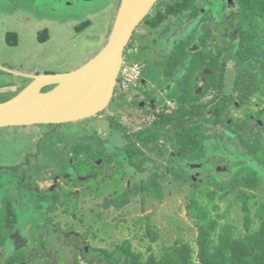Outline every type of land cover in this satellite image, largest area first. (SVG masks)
Masks as SVG:
<instances>
[{
  "label": "rangeland",
  "instance_id": "374dc122",
  "mask_svg": "<svg viewBox=\"0 0 264 264\" xmlns=\"http://www.w3.org/2000/svg\"><path fill=\"white\" fill-rule=\"evenodd\" d=\"M39 1L0 0V102L7 101L17 95L18 92L5 91L11 84L22 81L24 82L23 84L30 83V79H24L22 77L23 74L17 71L65 73L82 66L92 59L107 42L121 3V1L119 3V0H104L100 5L96 4L89 9L81 10L85 8L86 4H82L78 0H69L71 5L64 8L61 7L64 13H60L52 8L48 10L41 8ZM171 1L173 0H159L153 10ZM212 2L211 4L208 3L202 6L200 14L193 19H186L179 23L167 19L158 29L152 31V33H150L145 26L142 27V24L135 31L132 41L134 39L138 40V33H145L146 36L149 35L148 37L159 39V42L157 45H154L152 41H147L143 45H141L142 43H136L128 49V56L130 53H134L133 55L135 58L138 57L137 59L143 61L142 63L140 60H136L142 63L144 68L137 83L123 90L130 91V93L128 92L129 96L123 98L125 102L132 105L128 100L135 95L136 100L134 103L145 100V110L150 112L152 110L159 112L165 107L164 105L170 108L178 106L176 105L177 101H175L174 97L181 93L176 78L178 76L180 79L181 71L178 74H170L168 75L169 77L161 79L159 82H154L157 81V79H153L149 73L150 67L145 64L151 59L156 58V54L160 56H162L164 52L168 54L175 43L177 44L181 39L193 33H195L196 36L194 41L197 42L204 32L205 26L212 25L210 27L212 33H215V30H220L218 32V37L221 46L231 41L239 42L237 32L229 36L221 33L226 24H229V22L233 20H237L238 17H236V15L232 17V13L238 9L239 3L236 2L237 6H231V9L227 4L223 6L220 0L215 2L213 0ZM209 8L212 12L204 18V14ZM165 10L166 8L164 7L163 11ZM226 15L228 16L225 17ZM230 16L231 18H229ZM166 26H171L173 30H171L168 35H163ZM45 31L48 32V38H46ZM39 33L45 35L44 39L41 40L39 38ZM8 35L11 37L9 40L7 39ZM140 40L143 39L141 38ZM212 44L213 43L210 42L209 46L211 47ZM192 49L194 50L195 46H193ZM153 50H155V52H153ZM232 53L234 54V49L226 53L225 58H228L227 56ZM167 57L168 55H165V58ZM184 61H181V64H183ZM227 65L228 85L226 90L231 91L240 66L236 63V57L231 58L230 61L227 62L226 66ZM152 66L154 77L156 73L159 74V68H163L162 71L164 72L163 65L153 64ZM204 67H206V65H204ZM196 69H199V65H196ZM198 83L197 93L199 94L201 91H204L203 89H206L208 81L203 84L202 79H200ZM262 86L264 87V83ZM213 95L214 94L210 92L207 98H199L200 96H198L199 99L189 104L188 107H197L203 101L207 102ZM163 96H165V99H162ZM256 97V95L252 97V104L256 102ZM116 99H114V102H116ZM259 99L263 100L262 103L258 102V105L251 106L253 109L251 111L264 109V95L262 93H258V100ZM149 103L151 104L149 105ZM139 105H141V102ZM111 106L107 110H109ZM116 106L112 109V114L116 113ZM139 108L144 107L139 106ZM259 113H261V115L258 117L264 121V112L261 111L258 112V114ZM125 115H127L126 112L121 117V121ZM232 116L235 118H243V109L232 108ZM135 118H138V121H135L133 128L130 127L133 121L128 119L127 124L129 127H120V130L122 129L124 132H129L125 131V129H129L131 133L140 130L142 128L141 123L143 119L137 116H135ZM205 118H208V115H206ZM41 126L43 125L39 127ZM200 126L201 128L198 129L197 133L198 137L193 138L202 137L211 151L229 153V156L232 155L235 158L247 153L243 162H249L248 154L250 150L247 145H245L246 149H242L240 148V143L230 145V142H227L224 144V142L211 138L210 135L214 134V132H205V122H202ZM232 126L237 128L240 125L239 123H234ZM150 128L152 129L150 131L153 132V136H151V145H153L154 141H159V139H161L160 144H158L159 142L157 143L158 146L153 149L145 148V152L141 153L142 155L139 154V158L135 159V163L138 164L137 166L145 167V170H142L137 177L133 179L129 177L126 179V182L119 183L118 185L114 184L115 181H108V187L107 190H105L106 194L100 195L95 192L96 197H94V199L80 201V207L78 211L75 212V215L63 214V217L61 212H59L53 221L60 224L63 230L74 229L75 232L83 235L86 243H89L93 248L98 250L115 251L118 246L124 245L127 241H130L132 250L136 252H142L148 255L150 253L148 248L152 246L153 250L157 254H160L164 250V247L182 239L190 242L193 247L197 249V235L199 229L195 222V218L192 216L193 213L190 212L191 209L189 205L192 198L198 196L200 190L209 187V185L211 187H215V185L208 183L207 180L196 185L194 180L191 179V174H195L196 170H189L186 167L187 162L185 159L177 156V151H179L182 146L181 143L171 142V140L174 141L176 139L178 134L172 131V126L169 122L168 124L160 123L154 130L153 127ZM262 128L264 132V127ZM33 129V132L29 133L32 135L28 142L30 146H34V143H37L39 140L38 136H40L39 133L43 131V128L41 130L40 128ZM104 129H107L106 124ZM3 131L7 130L0 129V136L6 134V132ZM8 131H10V129ZM63 131L64 130H61V132ZM237 131L240 133L241 130L237 129ZM143 137L144 136H142V138ZM2 140L4 142H0V164L9 162L6 155L11 150V147L12 149L15 148L17 151L22 152L21 149H19V146L21 147L19 142L13 145L10 142L6 143V139ZM134 140L137 141L136 138H134ZM55 141L58 143L57 138H55ZM61 146L62 145L58 146V148L63 149ZM259 147L260 144L258 142V148ZM262 149H264V147ZM64 151H66V148ZM263 152L264 151L261 149H258V153L260 154L251 153L255 158L254 161L257 162L258 158V166L264 165ZM22 156L24 155H20L19 157ZM44 156L37 160L31 158V161L35 162V165H33L35 171H42L44 167H47V172L49 171L50 160L44 158ZM256 162H250L245 167H239L237 173H234L231 177L250 176L255 182H258L259 177L260 182L255 191L256 193L252 192V195H256L258 200L264 202V169L257 168L256 165H254ZM180 166L182 169L179 168ZM154 174H156L157 182L163 196H158L155 191L145 190L141 192L139 188H135L150 180L155 182L154 177H152ZM204 176L205 174H201L200 177L203 178ZM214 176H216V174ZM231 177L228 180H231ZM127 180H130L132 184L130 186L131 188H127ZM88 182L92 184L95 180H89ZM118 187L121 190L120 193L128 195L129 200L121 207L113 205L112 207L106 208L103 202L110 190L109 188ZM238 188L246 190L243 186H238ZM218 191L220 195L224 194L221 199L218 198L216 200V203L219 205V213H226L228 215L226 221L236 225L238 227L237 232L243 234L245 232L243 214L240 205L237 203V196L239 194L238 189H231L228 187ZM71 202L73 203V201ZM210 209L212 210V204ZM51 210H59V205L54 204ZM25 219L26 217L23 218L22 221ZM148 226L153 227L159 232V239L155 242H152L151 237L146 235V228ZM47 229H51L50 225H46V230ZM74 240L76 242L78 241L72 237V241ZM80 241H83V239L80 238ZM64 242H67V239L62 237V239L60 238L58 241H55L53 245L59 248L65 245L63 244ZM48 244H50V241ZM81 245L84 246L85 243H81ZM39 249H42V245H40ZM57 250L53 255L60 253V257H63L60 258L61 264H71L74 259L79 260L82 264H87V261L83 259L85 255H77V251L73 248L66 247L65 249L62 248V250ZM79 255L82 256V258H80ZM95 258L97 259V257ZM47 260L48 255L38 256L35 261H30V263L47 264ZM97 262L96 260V263Z\"/></svg>",
  "mask_w": 264,
  "mask_h": 264
},
{
  "label": "flooded vegetation",
  "instance_id": "af4514ba",
  "mask_svg": "<svg viewBox=\"0 0 264 264\" xmlns=\"http://www.w3.org/2000/svg\"><path fill=\"white\" fill-rule=\"evenodd\" d=\"M78 1H80L82 4H86L85 8L81 9L86 10L91 8L93 5H100V3L104 0ZM120 1L121 0H119V3ZM215 1L217 0H214V2ZM220 2L223 3V6L224 4H227L231 9V6H237L236 0H233L234 3L231 6L227 1L220 0ZM39 3L40 7L44 8L45 10L52 8L53 10L60 13H64V11L61 10V7L64 8L71 5L69 0H40ZM227 16L228 15L225 17ZM211 26L212 25L206 27L210 28ZM219 31L220 30H215L214 35L218 37ZM221 33L229 36L227 33ZM233 34H235V32ZM200 38L197 40V42L192 43V45L188 47V50H191L195 53H203L202 45L200 44ZM207 42L208 46L210 42L214 44L213 36H211ZM193 46H195L194 50L192 49ZM129 48L130 45L128 49ZM172 49L168 52V54H165L166 52H164V54L170 56ZM224 53L226 56V51ZM164 54L159 56L158 60L151 59L145 64L146 66L150 67L149 73L153 79H157V81L154 82H159L161 79H166L169 77L168 75H170L165 71L167 67ZM208 54H210L209 51ZM227 57H230V55ZM190 60L191 58L188 57L185 63L189 64ZM228 61L230 60L228 59ZM153 64L163 65L164 72L162 71L163 68H159V74L156 73L154 77L152 73ZM206 67L199 65V69H196V67L190 68L183 66L181 61L179 62V65L175 68L173 73L178 74L181 71L180 79L178 76L176 77L177 85L181 90V93L174 97L175 101H177L176 105L178 106L173 108L164 105L165 107L159 112H155L153 110L151 112L147 111L145 110V100L134 103L136 100L135 95L134 97H130L128 100L132 103L131 105L123 100V98L129 96L128 94L130 91L120 90L118 83L110 104L106 109L93 117L76 122L65 123L62 125L37 124L1 128V130L7 131H3L6 132V134L0 136V142H4L2 139H6V143L10 142L13 145H16L19 142L21 145V147L19 146V149H21L22 152L17 151L15 148L12 149L11 147V150L6 155L9 159V162L0 164V264H31L30 261H35L38 256H44L46 253H49L51 256H53V253L57 249L62 250V248L65 249L66 247L75 249L77 251V255L81 254L80 251H82L84 248H87L86 250L89 252L91 248L88 247L91 245L84 241L83 235L75 232V230L72 228L63 230L60 224L53 221V219L56 218V215H58L59 212H61L62 215H75V212L78 211V208L80 207V201L94 199V197H96L95 192L100 195L106 194L105 190H107L108 181H115L114 184L118 185L119 183L121 184L126 182V179L129 177L132 179L137 177L142 170H145V167L137 166L138 164L135 163V159L139 158V154L145 152V148L153 149L154 147L158 146V144H160L161 138L159 141H154L153 145H151V139L149 141L147 140L148 137L151 138V136H153V132L150 131L152 130L150 127H153L154 130L155 127L160 125V123L157 122V119L163 113H171L176 111L179 108H182V105H186L188 107L189 104L193 103L199 98H207L210 92L214 94L213 97L209 99L210 101L218 96L220 97V95L221 97L223 96L224 99L228 98L229 101L231 98L234 99L236 95V82L238 77L241 76V72L244 68L241 66L238 68L239 71L235 76L234 86L231 91H227L228 65H223V68L220 70L215 82L213 75L215 71L208 64ZM17 72H21L23 75H20H22L24 79H30L31 81L32 79L29 77V75L50 73L48 71ZM200 79H202L203 84L207 81L208 83L206 89H203L204 91H201L198 94V81ZM221 81L223 82V85H218ZM23 83L24 82L22 81L11 84L5 89V91L19 93L28 85ZM189 83L191 84L192 88L187 89L185 85ZM53 87L54 86L48 87L46 90H50ZM258 93L261 92H247V88L244 86L239 92V95H241L242 98H238L236 101L234 100V105L228 101L229 105L223 114L225 120L219 121L216 125L212 122L204 120L206 123L205 132H214V134L210 135L211 138H215L220 142H224V144L227 142H230V145H236L237 143H240V148L246 149L245 145H247L248 142L246 143L245 140L252 138V140H249V142L251 144L254 143L255 149H253L254 152H249L248 163L247 161L243 162L247 153L235 158L232 155L229 156V153L226 154L225 152L222 153L211 151L205 140L202 141L201 148L203 155L184 156V153H195L189 152L196 149L194 142L195 139L197 140L198 138L193 137H198V128L194 129L192 123L187 124V126L191 127V129L189 132L190 135L185 136V138H182L181 134L176 132L177 129H179V131L184 129V126L178 125L175 127V129H172V131L177 133L178 136L174 141L171 140V142H176L178 144L181 143L182 146L181 149L177 151V156L185 159L187 162L186 167L189 170H196L195 174H191V179L194 180L195 184H201L203 181L207 180L208 183L215 185V187H211L209 185V188L213 190L218 189V185L221 183L220 180L227 181L234 173H237L239 167H245L250 162H256L254 161L255 158L253 154H260L258 153V149L264 151V149H262L264 147V132L262 128L264 127V123L262 119L258 117L261 115V113L258 114V112H263L264 109L251 111L253 110L251 106L258 105V102L262 103L263 101L262 99L258 100ZM254 95L257 96V99L256 102L252 104V97ZM198 96L200 97L198 98ZM114 99H116V102H114ZM162 99H165V96H163ZM140 102L141 105H139ZM150 104L151 103H149V105ZM110 106L111 108L107 110ZM115 106L117 109L116 113L112 114V109ZM139 106H143L144 108H139ZM189 108L194 109L193 106ZM232 108L243 109L244 117L235 118L232 116ZM125 112L128 116L125 115L121 121V117ZM135 116L143 119V122L141 123L142 128L140 130L135 133H131L129 129H125V131L129 132H124L122 129L120 130V127H129L127 124L128 119L133 121L130 125V127L133 128L135 121H138V118H135ZM233 119L236 123H239V127L234 128L232 126ZM105 124L107 125L106 130L104 129ZM40 125L43 126L39 127ZM33 128H40V130L43 128V131L39 133L40 136H38L39 140L37 143H34V146H30L28 142L30 141L32 135L29 133L33 132ZM9 129L10 131H8ZM237 129L241 130L240 133L237 131ZM61 130L64 131L61 132ZM194 130H196V132H194ZM142 136L144 137L142 138ZM55 138L58 139V143L55 141ZM134 138H136L137 141H135ZM201 139L203 138L201 137ZM145 142H148V144ZM258 142L260 144L259 148ZM60 145H62L61 147L63 149L58 148ZM65 148L66 151H64ZM20 155L24 156L19 157ZM42 156L50 160L48 172L46 171L47 167H44L42 171L38 172L34 170L33 165H35V162L31 161V158L37 160ZM257 162L254 165H256L257 168L264 169V165L258 166ZM179 168L182 169L181 166ZM201 174H205V176L201 178ZM215 174L216 176H214ZM89 180H95V182L91 184L88 182ZM130 180H127V188L132 185ZM258 181L260 182L259 177ZM135 188H138V186ZM109 189V192L104 198L103 205H105V203L108 201H113L114 199L118 200L123 197H128V195L120 193L121 190L119 187ZM71 201H73V203ZM54 204L59 205V210H51ZM25 217L26 219L22 221ZM46 225H50L51 229L46 230ZM24 230L26 231L28 238L23 236ZM60 236L65 237L67 242L63 243L65 245L56 248V246L53 244L55 241H58V239H62ZM71 237L77 239L78 241H72ZM80 238H82L83 241H80ZM49 241L50 244H48ZM15 242L18 243L16 244L18 247L13 245ZM81 243H85V245L82 246ZM40 245H42V249H39ZM80 258H82V256H80Z\"/></svg>",
  "mask_w": 264,
  "mask_h": 264
},
{
  "label": "trees",
  "instance_id": "16d2710c",
  "mask_svg": "<svg viewBox=\"0 0 264 264\" xmlns=\"http://www.w3.org/2000/svg\"><path fill=\"white\" fill-rule=\"evenodd\" d=\"M213 0H173L167 2L164 6L157 7L153 10L147 18L143 21V26L152 33L158 29L164 21L167 19L174 22H182L186 19H193L198 16L201 12V7L208 3H213ZM238 9L232 13V17L236 15L237 20H233L224 26V33L228 35L237 32L239 35V42L231 41L221 46L219 44V37L215 36L211 32V29L204 27V32L200 38V44L202 45L203 53L192 52L188 50V47L192 45L195 41V33L190 36L183 38L176 44L170 56L166 58V72L171 74L175 71V68L179 65L180 61H186L188 57L191 58L190 63L186 64L183 62V66L190 68L196 67V65H209L215 73L214 82L220 70L228 62V59L236 57V63L243 67L241 76L237 79V84L235 87L236 95L233 98H225L221 95L213 100H208L203 102L194 109H190L186 105H182L176 111L171 113H163L158 119L159 123L171 124L172 128L175 129L176 126L182 125L184 129H177L176 132L181 134L182 138L190 135L191 127L187 124H193L194 129H199L200 124L207 120L215 125L221 121L225 120L223 117L224 112L227 110L229 103L234 105V100L242 98L239 95L242 87L247 88V92L258 91L264 95V0H238ZM166 8L163 11V8ZM212 10L207 9L205 16L210 15ZM231 18V16L229 17ZM227 20V19H226ZM219 26V25H217ZM173 30L171 26H166L163 35H168L170 31ZM46 32V38H48V32ZM213 36V46L209 47L208 42L210 35ZM224 35V34H223ZM44 34L39 33V38L44 39ZM149 36V35H148ZM145 33L137 34L138 40L134 39L130 43V47L136 43L145 44L147 41H152L154 45H157L159 39H154L153 37H148ZM225 37V36H224ZM11 37L8 35L7 39ZM143 40H140V39ZM141 41V42H140ZM144 41V42H142ZM234 49V54H230V57L225 58V51L228 53ZM208 51L210 54H208ZM155 52V50H153ZM158 57L154 58L156 60ZM128 54L126 53L125 57ZM135 60L133 55H129ZM142 63L143 61L140 60ZM218 85H223L221 81ZM187 89L192 88L191 84L185 85ZM244 98V97H243ZM229 101V103H228ZM196 104V103H195ZM264 112V111H263ZM208 115V118L205 116ZM192 118V120H191ZM201 118V119H200ZM188 119V120H187ZM236 123L234 119L232 124ZM264 123V121H263ZM186 127V128H185ZM189 127V128H188ZM197 129V130H198ZM196 132V130H194ZM151 138L148 137L149 141ZM242 139V138H241ZM246 139L247 147L250 152H254V143H250ZM202 141L203 139H195L194 146L196 149L190 151L188 154L184 153V156H201L202 152ZM144 143V142H143ZM148 144V142H145ZM151 177V176H150ZM154 180L149 182H144L139 185L138 188L141 192L155 191L158 196H163L161 188L158 185L156 174L152 175ZM186 180V179H184ZM224 180V179H223ZM221 183L218 185V190H224L226 188L236 189L239 185H242L238 189L239 194L237 196V203L241 207L243 214V226L245 232L243 234L238 233V227L233 223L226 221L228 215L226 213H219V205L216 200L221 199L223 195L219 194L217 189L213 190L209 187L200 190L198 196L192 198L190 203L191 213L195 218V222L198 225V235H197V249L193 247L190 242L185 240H177L175 243L164 247V250L157 254L153 247L150 246L148 249L150 253L146 255L142 252H136L132 250L130 241H127L124 245L117 247L115 251L95 249L91 246V250L88 252L84 248L80 251L81 254L85 255L84 260L87 264H264V202L258 200L256 195H252L257 189L258 183L255 182L250 176H239L234 177L231 180H220ZM197 185V184H196ZM128 197H123L118 200L108 201L105 203V207L116 206L121 207L127 203ZM212 204V210L210 206ZM146 235L151 237L152 242L159 239V232L153 227L148 226L146 228ZM69 237V236H68ZM72 240V237H71ZM52 252V251H51ZM47 264H61L60 253L51 256L49 253ZM58 256V257H57ZM97 257V259L95 258ZM71 264H82L79 260L74 259Z\"/></svg>",
  "mask_w": 264,
  "mask_h": 264
},
{
  "label": "water",
  "instance_id": "95a60500",
  "mask_svg": "<svg viewBox=\"0 0 264 264\" xmlns=\"http://www.w3.org/2000/svg\"><path fill=\"white\" fill-rule=\"evenodd\" d=\"M223 1L230 6L234 3L233 0ZM158 2L121 0L104 47L70 72L29 75L32 81L24 89L11 99L0 102V129L37 124L62 125L93 117L106 109L114 96L126 49L135 31ZM51 86L54 87L46 90ZM23 236L28 238L25 230Z\"/></svg>",
  "mask_w": 264,
  "mask_h": 264
},
{
  "label": "built area",
  "instance_id": "2783aa9c",
  "mask_svg": "<svg viewBox=\"0 0 264 264\" xmlns=\"http://www.w3.org/2000/svg\"><path fill=\"white\" fill-rule=\"evenodd\" d=\"M134 54V53H133ZM132 53L130 55L133 56ZM144 65L131 57H126L119 75V84L122 90L135 85L142 75Z\"/></svg>",
  "mask_w": 264,
  "mask_h": 264
},
{
  "label": "bare ground",
  "instance_id": "6f19581e",
  "mask_svg": "<svg viewBox=\"0 0 264 264\" xmlns=\"http://www.w3.org/2000/svg\"><path fill=\"white\" fill-rule=\"evenodd\" d=\"M132 42V41H131ZM128 48L126 49V53L128 54ZM126 58V57H125ZM118 83H119V80H118ZM118 85V84H117ZM119 88H120V84H119ZM120 90H122L121 88H120Z\"/></svg>",
  "mask_w": 264,
  "mask_h": 264
}]
</instances>
